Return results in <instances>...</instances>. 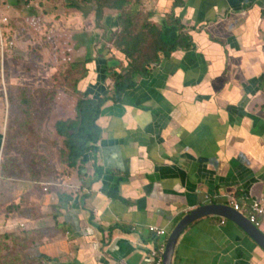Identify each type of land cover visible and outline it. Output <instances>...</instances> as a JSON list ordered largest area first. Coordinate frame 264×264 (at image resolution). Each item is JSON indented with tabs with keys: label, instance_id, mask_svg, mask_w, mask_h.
Wrapping results in <instances>:
<instances>
[{
	"label": "crops",
	"instance_id": "1",
	"mask_svg": "<svg viewBox=\"0 0 264 264\" xmlns=\"http://www.w3.org/2000/svg\"><path fill=\"white\" fill-rule=\"evenodd\" d=\"M139 1L166 31L170 14L180 18L195 48L152 65L120 101L103 80L105 92L92 93L110 97L96 150L85 164H66L57 181H29L20 192L8 226L29 231V252L47 264H153L151 252L167 237L151 226L170 234L201 205L250 208L264 197V0H183L179 7L176 0ZM71 6L70 15L82 18ZM104 13L117 32L121 12L107 6L94 22ZM100 39L78 45L88 50ZM112 54L125 74V55ZM87 65L97 69L95 61ZM97 80L91 72L81 91ZM173 264H264V248L237 223L208 216L183 232Z\"/></svg>",
	"mask_w": 264,
	"mask_h": 264
},
{
	"label": "rangeland",
	"instance_id": "2",
	"mask_svg": "<svg viewBox=\"0 0 264 264\" xmlns=\"http://www.w3.org/2000/svg\"><path fill=\"white\" fill-rule=\"evenodd\" d=\"M131 2L133 6L136 1ZM72 4L84 11L82 18L70 15L76 12ZM106 5L104 0H0V264L49 261L29 252L34 238L29 231L10 228L9 215L29 181L54 182L66 173L68 151L55 123L75 116L77 101L84 95L82 82L91 72L94 79L98 73L92 87L102 85L100 54L116 60L112 53L118 51L114 42L119 30L114 33L105 13L102 22L92 19ZM137 10L134 32L150 22L141 3ZM90 23L100 25L90 28ZM99 36L88 50L78 45L85 37L98 41ZM87 58L97 69L88 68ZM118 68L105 76L109 87L115 83L114 72L124 74L123 66ZM86 92L92 97L100 90ZM28 196H22L25 204Z\"/></svg>",
	"mask_w": 264,
	"mask_h": 264
},
{
	"label": "trees",
	"instance_id": "3",
	"mask_svg": "<svg viewBox=\"0 0 264 264\" xmlns=\"http://www.w3.org/2000/svg\"><path fill=\"white\" fill-rule=\"evenodd\" d=\"M109 8L120 11L119 33L115 39V46L129 61L125 74L114 72V100H122L123 95L137 85L138 77H148L152 73V65H158L163 59H170L178 50L189 51L195 48L192 37L183 32V24L180 18L174 14L168 16L170 31L152 22L142 25L138 32H134L135 17L140 7L139 0L133 4L131 0H105ZM183 0H176L175 7L182 6ZM129 7V8H127ZM28 16V15H27ZM149 19V14H148ZM120 29L121 32H120ZM93 60L87 58L85 64ZM104 61V63H103ZM103 63V64H102ZM116 60H102L99 64L103 67L101 81L105 79L115 65ZM90 89L105 92L102 85ZM110 97H91L88 92L77 101L75 116L72 119H59L55 123V130L59 137L64 138V144L68 151L67 166L76 168L78 163L85 164V156L88 152L96 150L97 142L101 137V128L98 120L102 113V107ZM1 148V137H0ZM100 173V170L98 169ZM111 197H113L111 195Z\"/></svg>",
	"mask_w": 264,
	"mask_h": 264
},
{
	"label": "water",
	"instance_id": "4",
	"mask_svg": "<svg viewBox=\"0 0 264 264\" xmlns=\"http://www.w3.org/2000/svg\"><path fill=\"white\" fill-rule=\"evenodd\" d=\"M208 216H219L237 223L264 248V232L253 225L245 214L231 205L209 203L190 211L174 227L162 253L163 264H173L175 249L183 232L195 221Z\"/></svg>",
	"mask_w": 264,
	"mask_h": 264
},
{
	"label": "built area",
	"instance_id": "5",
	"mask_svg": "<svg viewBox=\"0 0 264 264\" xmlns=\"http://www.w3.org/2000/svg\"><path fill=\"white\" fill-rule=\"evenodd\" d=\"M44 190L47 191L46 188ZM230 205L235 207L241 213L245 214L253 225L264 232V197H260L254 201H251L250 208H248L247 205H244L243 207L241 204L234 201H232ZM226 222L227 220H223L222 224H226ZM21 227L24 228L25 225L22 224ZM149 230L158 237L166 236L168 238L169 236V233L165 229L151 226ZM166 242H164V244L158 245L156 249L151 252L153 264H163L162 253L165 249Z\"/></svg>",
	"mask_w": 264,
	"mask_h": 264
}]
</instances>
